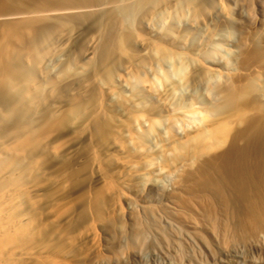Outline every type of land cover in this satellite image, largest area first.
Listing matches in <instances>:
<instances>
[{
  "label": "bare ground",
  "instance_id": "obj_1",
  "mask_svg": "<svg viewBox=\"0 0 264 264\" xmlns=\"http://www.w3.org/2000/svg\"><path fill=\"white\" fill-rule=\"evenodd\" d=\"M168 235L264 261V4L0 0V264Z\"/></svg>",
  "mask_w": 264,
  "mask_h": 264
},
{
  "label": "rangeland",
  "instance_id": "obj_2",
  "mask_svg": "<svg viewBox=\"0 0 264 264\" xmlns=\"http://www.w3.org/2000/svg\"><path fill=\"white\" fill-rule=\"evenodd\" d=\"M240 1L247 2L249 0H240ZM259 1L264 4V0H259ZM170 240L172 241V238L170 239V236L168 235V236H165L164 240L163 239L158 240L157 241L158 243L156 242L154 244L155 246L150 245L151 243H149V242H146V243H148L146 245V247L144 246V244H146V243H144V244H141V245H143L142 246L143 248L140 247L141 246L140 244H138V245H134L132 247H131V245H129L130 249L128 248V246L127 247L125 246V248H124V246L120 247L117 244V247L119 249H122V252H123L122 254H121V251L118 250V248H115L116 243H114V244L112 243V246H115V247H113V252L110 251V250H112L111 249L112 246H110V243L107 244V246L105 243V245L103 244L100 246V249L103 248V250H104V249H109L108 247H110L109 251L111 253L108 250H106L107 253H110V254H107L106 251H103L101 249L102 251L101 250L100 251H101V253L103 252L105 254L104 255L105 257L100 256V257H103L104 259L100 258L101 260L99 259L97 261V263L99 261H101V264H169L171 262H172L171 264H222V260H221L222 258L219 255L218 251L215 250V248L213 246H211L212 249L210 248L211 251H209V250L206 251L207 249H205V247L203 245L199 244L198 242L196 243V242H193L191 240L181 239V242L179 240L178 242L175 241L174 242L175 244H173L174 240L172 242ZM177 243H179V244H177ZM194 243H196V244H194ZM149 245H150V247L148 248ZM157 245L159 247H157ZM176 246H178V247L176 248ZM138 247L141 248V250ZM114 249H116L118 251V253H116L117 251L116 250L114 251ZM128 249L130 251H137L136 253H138V254H136L135 252H130ZM213 249H214V251H212ZM127 250H128V252H127ZM140 251H143V252H140ZM153 251L155 252V254L153 253ZM215 251H216V253H215ZM123 254H125V255H123ZM133 254H136V255L133 256ZM113 259H115L117 262L119 261V263H117ZM108 260H110V261H108ZM256 260L257 261L253 264H262V263L264 264L263 260H259L258 258ZM98 264H100V263H98ZM240 264H249V263L243 261Z\"/></svg>",
  "mask_w": 264,
  "mask_h": 264
}]
</instances>
